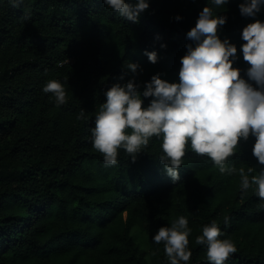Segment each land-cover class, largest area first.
<instances>
[{"label": "trees", "instance_id": "1", "mask_svg": "<svg viewBox=\"0 0 264 264\" xmlns=\"http://www.w3.org/2000/svg\"><path fill=\"white\" fill-rule=\"evenodd\" d=\"M148 2L132 23L104 0H23L18 8L0 0V264H168L163 243L152 237L181 215L191 229L188 264H209L206 246L195 239L213 220L220 239L237 248L225 264H264V202L255 185L242 191L238 171L221 174L190 142L177 181L159 161L156 137L135 161L118 149L112 167L93 148L95 117L105 92L131 78L127 63L143 70L136 77L141 85L157 74L179 83L192 43L187 33L205 7L227 16L218 36L237 47L233 67L248 80L242 31L264 23V5L252 18L240 14L245 0L219 8L211 0ZM153 51L155 64L144 54ZM50 79L67 92L60 107L42 91ZM141 99L147 107L152 98ZM81 110L85 118L77 119ZM254 144L252 136L241 140L228 163L258 174L264 166Z\"/></svg>", "mask_w": 264, "mask_h": 264}, {"label": "clouds", "instance_id": "2", "mask_svg": "<svg viewBox=\"0 0 264 264\" xmlns=\"http://www.w3.org/2000/svg\"><path fill=\"white\" fill-rule=\"evenodd\" d=\"M10 2L18 8L23 0ZM227 2L211 0L217 8ZM104 3L132 23H138L140 15L150 6L148 0H135V3L104 0ZM262 5L264 0H245L239 11L242 17L254 18ZM226 23L227 16H217L210 7L200 12L195 27L187 33L192 43L186 45L187 53L181 59L179 83L164 81L157 74L141 85L136 77L143 70L138 64L127 63L131 78L105 92L106 102L101 104L91 129V143L102 155L105 167L117 165L118 149L135 161L150 139L156 137L162 141L163 155L159 161L166 174L177 181L190 142L192 152L209 158L221 174L231 176L238 171L242 191L255 185V195L264 202V168L253 175L252 167L245 171L244 167L237 169L228 163L240 141L252 136L255 137L253 156L264 166V23L256 20L242 31L245 43L241 52L250 66L246 72L248 80L241 78L240 70L233 67L238 59L237 47L218 36L219 28ZM144 54L152 64L157 63L155 51ZM119 79L123 80L124 76ZM42 91L52 94L57 107L67 103L65 87L55 79L46 81ZM141 95L152 98L149 106H143ZM84 118L85 111L81 110L77 119ZM188 224V219L181 215L170 227H160L152 237L155 244L163 243L168 264H188L192 256L188 248L191 233ZM222 235L213 220L195 239L197 245L206 246L209 264H225L237 251L232 240L220 239Z\"/></svg>", "mask_w": 264, "mask_h": 264}]
</instances>
